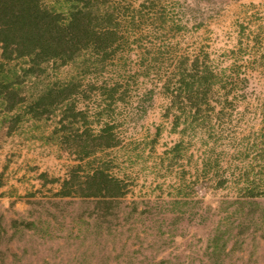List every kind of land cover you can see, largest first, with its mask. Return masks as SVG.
Returning a JSON list of instances; mask_svg holds the SVG:
<instances>
[{
	"label": "rangeland",
	"instance_id": "1",
	"mask_svg": "<svg viewBox=\"0 0 264 264\" xmlns=\"http://www.w3.org/2000/svg\"><path fill=\"white\" fill-rule=\"evenodd\" d=\"M99 5L118 19L109 42L34 74L27 57L0 69L17 90L13 111L0 101V264H264V0ZM197 57L216 76L195 115L165 87ZM69 83L70 100L39 108ZM104 128L112 148L95 139ZM98 169L124 185L117 203L60 195L74 170L76 189ZM246 193L258 205L235 204Z\"/></svg>",
	"mask_w": 264,
	"mask_h": 264
},
{
	"label": "trees",
	"instance_id": "2",
	"mask_svg": "<svg viewBox=\"0 0 264 264\" xmlns=\"http://www.w3.org/2000/svg\"><path fill=\"white\" fill-rule=\"evenodd\" d=\"M65 2L70 4L69 10L65 13L66 16L46 8L41 0H0V69H2L4 61L27 57L30 58L32 64L25 72L34 74L42 63L57 58L63 60L64 63L68 62L74 59L82 46L91 45L94 47L96 44L97 46L100 43L105 44L111 40L110 37L117 34L115 26L118 25V19H116L115 11L106 5L102 9L99 5L100 0H96L99 5H96V8L81 5V3L92 2L91 0H65ZM106 47L108 46H104L103 50ZM177 69V82L172 83L171 81L170 83L169 81L165 88L168 91L173 89L178 92L174 93V97L177 99L181 97L180 92L184 91L185 100L189 102L193 113L198 115L201 110L200 101H207L208 94L215 83L216 73L208 63H201L199 57L191 64L186 60L180 61ZM71 87L72 83L60 89L47 88L38 98L39 108L45 101L58 102L60 105L66 100H70L71 97H68L67 92ZM109 90V92H115L113 88ZM112 93L109 94L110 100L113 99ZM13 96H17L15 82H7L0 76V101L8 104L7 111H13L17 106L13 104ZM74 112V105L68 103L63 120H66L69 113ZM65 126L64 124L62 127L66 128ZM95 139L99 141V144H104L102 147L105 149L116 145L110 128L102 129ZM95 151V149L84 150V155L81 158L92 157ZM75 171L71 178L68 177L64 181L60 192L62 197L81 194L82 197L87 198L100 197L103 205L110 207L125 195L122 182L110 177L100 169L88 175L87 181L80 186L77 185L79 187L75 189L77 178L74 176ZM224 183L225 181H221L219 186L224 187ZM80 191L81 193H79ZM247 192L251 191L247 189ZM252 197L250 193H246L245 197L237 200L235 204L243 209L255 207L258 202ZM251 212L253 213V211ZM251 212H248L247 215L249 216ZM2 232L3 226L0 219V238ZM220 239L221 236L218 235L214 238L217 246Z\"/></svg>",
	"mask_w": 264,
	"mask_h": 264
}]
</instances>
